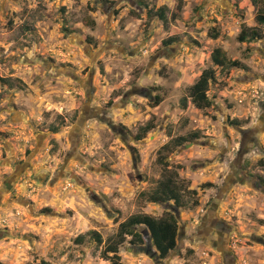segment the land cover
Listing matches in <instances>:
<instances>
[{"label":"rangeland","instance_id":"rangeland-1","mask_svg":"<svg viewBox=\"0 0 264 264\" xmlns=\"http://www.w3.org/2000/svg\"><path fill=\"white\" fill-rule=\"evenodd\" d=\"M178 4L0 0V264H111L120 222L169 213L175 250L160 259L140 226L120 261L264 264V0ZM215 48L239 65L215 66ZM208 68L212 105L199 110L188 89ZM171 173L195 191L177 211L148 200ZM211 220L221 244L202 235Z\"/></svg>","mask_w":264,"mask_h":264},{"label":"trees","instance_id":"trees-1","mask_svg":"<svg viewBox=\"0 0 264 264\" xmlns=\"http://www.w3.org/2000/svg\"><path fill=\"white\" fill-rule=\"evenodd\" d=\"M106 1V0H100ZM180 5L182 0H177ZM179 8V7H178ZM160 17L164 18L160 11ZM256 21L260 25H264V13L260 12L256 15ZM246 29H243L240 33L239 38L241 40H246L244 34ZM257 33H252L251 39L257 38ZM216 38V35H213ZM173 39L169 38L164 40L162 43L167 44L172 42ZM212 62L215 66L224 68L229 66L239 65L237 61H230L224 55L220 48H215L211 54ZM215 73L212 68H208L201 72L197 81L190 86L188 89V97L193 106L199 110L209 108L212 105L211 99L208 97L207 92L209 89L210 82L214 79ZM153 129V123L148 121L143 125L139 132L135 135L136 140L143 138L150 130ZM185 138L179 137L175 139V145H182L185 142ZM168 145H164L160 151L167 148ZM195 192L188 190L185 186L178 182L177 173L169 174L162 178L156 188L149 194L148 200L152 203H163L171 204L175 207V211L183 206L182 196L184 193ZM174 213V212H173ZM143 226L149 234L152 245L156 249L160 259H165L169 253L177 247L178 240V222L175 214L169 213L168 216L155 218L147 214H136L131 215L123 222L118 224L117 232L114 237L109 241L103 254L106 259L111 261V264H124L120 261V256L118 254L119 246L126 241V237H131V243H142L143 239L140 233L137 232V227ZM93 236L97 242L101 239L98 233L94 232ZM111 254V255H109ZM40 264H48L45 261H41Z\"/></svg>","mask_w":264,"mask_h":264},{"label":"flooded vegetation","instance_id":"flooded-vegetation-1","mask_svg":"<svg viewBox=\"0 0 264 264\" xmlns=\"http://www.w3.org/2000/svg\"><path fill=\"white\" fill-rule=\"evenodd\" d=\"M91 109H93V108H91ZM91 113L92 112L89 111L88 114H86V120L96 117V116H94L95 114L93 115ZM100 118H101V120L103 119L105 121H108V119H107L105 114H103V116L101 114ZM108 122L111 123L110 121H108ZM113 128H114V130H116V127H113ZM241 133H242V135H241L242 142L243 141H247V140L253 141L255 139L254 137H251V138L248 137V134H246L247 132L242 131ZM246 137H248L249 139H245ZM240 156H241V158H240ZM242 157H243V155L240 153L239 156L237 155V159H235V161L238 160V158H240V161L243 163ZM242 163H241V165H242ZM241 165L238 167L237 172H239L240 178H244V177H246V174L243 172L244 170L241 168ZM257 185H259V184H257ZM218 223H220V228L223 227V223L221 221L218 222V221H215V220H211L209 222L208 228L207 229L204 228L205 231L202 232L203 237L206 238L207 241H209V242H211V241L214 242V245H217L216 243H220L221 244V242H222V232L220 231L221 229L216 228L219 225ZM178 236H180L179 228H178ZM180 239H181V236H180ZM220 244H218V245L220 246ZM144 250L146 251V249H144ZM219 250H221V249H219ZM222 254L226 255L225 252H223ZM227 254L230 255L229 253H227Z\"/></svg>","mask_w":264,"mask_h":264}]
</instances>
